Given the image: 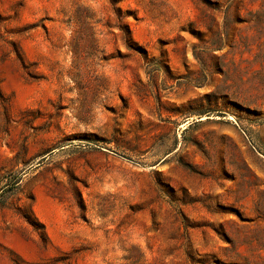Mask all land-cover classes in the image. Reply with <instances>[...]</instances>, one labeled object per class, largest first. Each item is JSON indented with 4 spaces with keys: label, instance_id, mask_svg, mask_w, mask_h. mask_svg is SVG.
I'll return each mask as SVG.
<instances>
[{
    "label": "rangeland",
    "instance_id": "obj_1",
    "mask_svg": "<svg viewBox=\"0 0 264 264\" xmlns=\"http://www.w3.org/2000/svg\"><path fill=\"white\" fill-rule=\"evenodd\" d=\"M10 172L0 264H264V0H0Z\"/></svg>",
    "mask_w": 264,
    "mask_h": 264
},
{
    "label": "trees",
    "instance_id": "obj_2",
    "mask_svg": "<svg viewBox=\"0 0 264 264\" xmlns=\"http://www.w3.org/2000/svg\"><path fill=\"white\" fill-rule=\"evenodd\" d=\"M22 178L20 175L15 173H7L0 179V205H6L8 194L16 190L21 182ZM26 217L30 220L31 223H36V218H32L29 214H26ZM43 242L46 241V235H41Z\"/></svg>",
    "mask_w": 264,
    "mask_h": 264
}]
</instances>
